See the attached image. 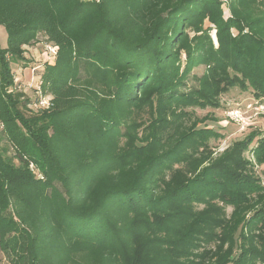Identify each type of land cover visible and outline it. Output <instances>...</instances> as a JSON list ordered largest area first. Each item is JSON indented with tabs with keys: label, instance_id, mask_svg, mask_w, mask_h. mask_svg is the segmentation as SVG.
I'll return each mask as SVG.
<instances>
[{
	"label": "trees",
	"instance_id": "16d2710c",
	"mask_svg": "<svg viewBox=\"0 0 264 264\" xmlns=\"http://www.w3.org/2000/svg\"><path fill=\"white\" fill-rule=\"evenodd\" d=\"M233 12L224 22L217 0H0V140L18 162L0 149V248L11 264H154V252L169 264H264V182L244 158L251 150L264 165L262 133L200 171L188 163L196 153L204 163L208 138L219 136L197 129L208 119L169 145L180 125L166 110L181 100L217 108L234 87L264 98V12L257 0H238ZM205 19L219 47L197 43L210 70L183 94L176 71L181 49L191 51L186 30ZM40 34L57 47L40 74L50 107L27 118L28 101L19 106L9 92L11 64ZM141 107L148 137L130 139L127 117ZM169 119L172 131L158 135ZM182 145L192 148L183 157ZM181 162L188 173L178 179Z\"/></svg>",
	"mask_w": 264,
	"mask_h": 264
},
{
	"label": "rangeland",
	"instance_id": "374dc122",
	"mask_svg": "<svg viewBox=\"0 0 264 264\" xmlns=\"http://www.w3.org/2000/svg\"><path fill=\"white\" fill-rule=\"evenodd\" d=\"M219 2V10L220 16L224 22L233 19L234 12L233 9L237 8L238 0H217ZM259 2V7L261 11L264 12V0H257ZM203 23L198 24L196 30H192L191 28L187 29V43L188 47H191V51L189 56L187 57L185 54V50L181 49L180 51V66L178 68L177 81H178V91L183 94H187L190 90H198L202 86V80L209 72L208 62L203 60L202 56H199L195 50L197 43L203 41L205 44L202 47H208L211 45L210 49L217 50L219 47L217 40V28L213 23H210L208 19L202 21ZM244 32H248L249 29L247 27H243ZM230 34L232 36H236L238 33L235 28L230 30ZM201 39V40H200ZM7 34L4 27L0 26V47H6ZM45 37L40 34L37 37L36 43L31 46L24 47V60L11 64V71L13 74V86L9 88V92L18 96L20 100V105L22 103H26V107H21V111L24 114V117L30 118L38 113V108H36L33 103L37 99L36 90H35V82L37 77H40V74L43 71L44 64H52L55 58H49L45 53ZM189 60V62H188ZM187 67V68H186ZM189 69V70H187ZM43 97H47L43 94ZM185 98V95H181L180 98ZM46 99V98H44ZM30 101V102H29ZM183 100L171 105L167 111V113L173 112L176 114L177 118L175 120V125H180L178 136L174 137L169 145L173 146L175 141L180 137L182 140L183 137L186 136L185 133L189 132L188 129L194 124V121H198L199 119H204V117L208 120L205 122H201L197 125V129L207 128L213 130L218 137H209L207 140V145L209 147V151L205 153L207 159L204 163L203 157L201 153H196L194 155L195 158L191 159L188 163L192 168L202 169L205 165H211L215 161H220L222 155L228 152L231 149H234L235 144L244 140L249 133L252 131H259L264 136V98H256L252 95L251 91L242 92L238 87H234L230 89L227 93L220 95L217 98V102L219 106L216 108H200L198 106H184L182 103ZM30 103V104H29ZM186 107V108H185ZM238 110L239 118L232 119L231 111ZM149 108L141 107L136 108L131 111V114L127 117L129 121H126V126H131L135 124L129 130H126V133L129 131L128 138H141L144 139L148 137L149 134V126L146 125L149 121ZM187 114H184L186 113ZM153 115H155L153 113ZM152 115V116H153ZM162 117L165 118V113L162 114ZM210 117L214 119V121L210 120ZM127 120V119H126ZM168 123L160 124L158 128V135H164L166 137L167 131L171 132L170 128L167 129V124L172 122V119H169ZM205 125V126H204ZM122 129H124L122 127ZM1 130V127H0ZM124 131V130H123ZM261 135V136H262ZM146 144V141H144ZM255 143H253L249 149H251ZM0 149L3 151L6 157H9L13 160L14 165H18L17 160L13 159V152L9 149L6 142L4 140H0ZM180 150L183 149V152H186L182 155V157L190 153L192 148H187L185 145L180 146ZM202 148H199V150ZM149 150V149H148ZM146 150V151H148ZM166 151V150H165ZM165 151L162 148L157 150H152L151 152L155 153V155H160ZM251 150L245 152L244 158L253 165V169L256 175L260 178L261 182H264V165L259 166L255 162ZM139 151L133 150V154L137 155ZM202 163V164H201ZM188 164L184 163H176L173 165V169L180 170V174L178 179L181 178L182 175H185L188 171ZM189 172L188 178L194 177L198 172ZM188 173V172H187ZM168 177V176H167ZM196 206H194L195 208ZM196 208L198 210L202 209L201 205H198ZM226 213L230 214L231 208H226ZM208 248H212L213 245H207ZM207 249V248H206ZM148 253V252H147ZM150 259L154 264H169V257H163L160 253L154 252L149 255ZM11 255L7 252H4L0 248V264H11ZM181 263H186V258L180 259ZM202 264V262H199Z\"/></svg>",
	"mask_w": 264,
	"mask_h": 264
},
{
	"label": "built area",
	"instance_id": "2783aa9c",
	"mask_svg": "<svg viewBox=\"0 0 264 264\" xmlns=\"http://www.w3.org/2000/svg\"><path fill=\"white\" fill-rule=\"evenodd\" d=\"M44 49H45L46 55L49 58H53V59L55 58L56 52H57L56 46L49 44V43H45ZM41 86H42L41 79H40V77H37V80L35 82V90H36L35 92L37 95V99L33 103V105L38 109H48L50 107V97L47 95H46L47 97H43ZM44 98H46V99H44ZM231 114H232V116H230V118L235 119V120L239 118V111L238 110L231 111ZM29 168L33 169V165L30 164Z\"/></svg>",
	"mask_w": 264,
	"mask_h": 264
}]
</instances>
